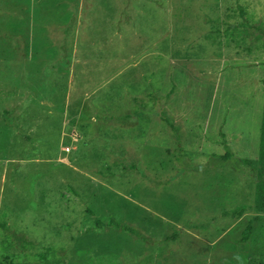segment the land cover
<instances>
[{
	"label": "rangeland",
	"instance_id": "obj_1",
	"mask_svg": "<svg viewBox=\"0 0 264 264\" xmlns=\"http://www.w3.org/2000/svg\"><path fill=\"white\" fill-rule=\"evenodd\" d=\"M254 26L264 0H0V264H264Z\"/></svg>",
	"mask_w": 264,
	"mask_h": 264
},
{
	"label": "trees",
	"instance_id": "obj_2",
	"mask_svg": "<svg viewBox=\"0 0 264 264\" xmlns=\"http://www.w3.org/2000/svg\"><path fill=\"white\" fill-rule=\"evenodd\" d=\"M243 15V13H241ZM243 27H251L250 24H248L247 21H244L242 24ZM260 33L261 35H264V30H262L261 28L254 26ZM263 67H264V63H263ZM263 86H264V80H263ZM259 155L261 160L264 162V112L262 115V124H261V137H260V146H259ZM243 214V210H240L238 212H232V213H228V212H224L223 215L227 216V215H231L232 217L236 218V217H241ZM103 224H101L100 222L96 223V227L97 228H101ZM108 226H114L116 229H120L122 231L125 232H130L128 228L121 226L120 224L116 223L113 219H110L107 223ZM251 229V223H249L248 227H247V232H249V230ZM247 238V236H244L242 238V241H245Z\"/></svg>",
	"mask_w": 264,
	"mask_h": 264
},
{
	"label": "built area",
	"instance_id": "obj_3",
	"mask_svg": "<svg viewBox=\"0 0 264 264\" xmlns=\"http://www.w3.org/2000/svg\"><path fill=\"white\" fill-rule=\"evenodd\" d=\"M65 151H66V152H69L70 150H69V148H66Z\"/></svg>",
	"mask_w": 264,
	"mask_h": 264
},
{
	"label": "crops",
	"instance_id": "obj_4",
	"mask_svg": "<svg viewBox=\"0 0 264 264\" xmlns=\"http://www.w3.org/2000/svg\"><path fill=\"white\" fill-rule=\"evenodd\" d=\"M67 153H70V151H69V152H67Z\"/></svg>",
	"mask_w": 264,
	"mask_h": 264
}]
</instances>
